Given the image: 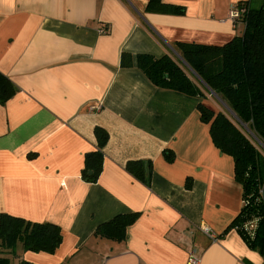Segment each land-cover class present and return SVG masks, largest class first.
Segmentation results:
<instances>
[{
    "label": "crops",
    "instance_id": "1",
    "mask_svg": "<svg viewBox=\"0 0 264 264\" xmlns=\"http://www.w3.org/2000/svg\"><path fill=\"white\" fill-rule=\"evenodd\" d=\"M163 1L184 14L146 12L147 0H0V72L17 88L0 103V212L62 234L53 253L18 247L11 264H188L191 255L197 264H264L235 228L224 233L242 186L200 120L202 100L120 65L124 52L160 57L176 41L224 44L243 31L230 5L261 0ZM96 126L108 139L88 182ZM133 160L151 161L150 186L126 169ZM131 212L139 215L124 240L94 235Z\"/></svg>",
    "mask_w": 264,
    "mask_h": 264
},
{
    "label": "trees",
    "instance_id": "2",
    "mask_svg": "<svg viewBox=\"0 0 264 264\" xmlns=\"http://www.w3.org/2000/svg\"><path fill=\"white\" fill-rule=\"evenodd\" d=\"M238 6L244 9L236 20L241 22L243 31L226 43L176 41L172 43L173 53L160 57L137 54L134 58L124 52L120 65H135L155 86L202 100L197 104L200 120L209 125L214 146L232 157L235 180L242 186V207L224 233L235 228L247 246L264 257V0L258 6L247 2ZM145 11L182 15L185 8L163 0H147ZM16 91V86L0 72V103ZM209 92L220 97L224 109L215 110L206 102ZM94 135L97 148L85 154L82 169L88 182H96L102 171V148L108 139L107 131L99 126L94 128ZM162 154L167 162L175 158L171 149H164ZM126 169L150 186V160L128 161ZM186 186H190L189 180ZM138 215H115L98 225L94 235L122 241ZM250 222L251 228L247 226ZM61 241L60 227L54 223L33 222L0 212V264H11L18 247L53 253Z\"/></svg>",
    "mask_w": 264,
    "mask_h": 264
},
{
    "label": "built area",
    "instance_id": "3",
    "mask_svg": "<svg viewBox=\"0 0 264 264\" xmlns=\"http://www.w3.org/2000/svg\"><path fill=\"white\" fill-rule=\"evenodd\" d=\"M244 9L240 6L236 5H230V9H229V17L232 20H239L242 13H243ZM100 31L105 32L106 29L105 28H101ZM247 226H249L250 228L253 227V222H250L249 224H247ZM203 231L212 239H216V235L210 231V229H208L207 227H203L202 228ZM198 263V258L194 255H191L189 257V263L188 264H197Z\"/></svg>",
    "mask_w": 264,
    "mask_h": 264
},
{
    "label": "rangeland",
    "instance_id": "4",
    "mask_svg": "<svg viewBox=\"0 0 264 264\" xmlns=\"http://www.w3.org/2000/svg\"><path fill=\"white\" fill-rule=\"evenodd\" d=\"M254 6H258V3L255 4ZM206 102H208L209 105L215 110L224 109L222 100L220 99V97H218L214 93H211V92L206 93Z\"/></svg>",
    "mask_w": 264,
    "mask_h": 264
}]
</instances>
